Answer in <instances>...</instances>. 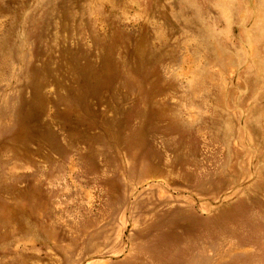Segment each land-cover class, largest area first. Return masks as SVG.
<instances>
[{"label":"rangeland","instance_id":"374dc122","mask_svg":"<svg viewBox=\"0 0 264 264\" xmlns=\"http://www.w3.org/2000/svg\"><path fill=\"white\" fill-rule=\"evenodd\" d=\"M0 264H264V0H0Z\"/></svg>","mask_w":264,"mask_h":264}]
</instances>
